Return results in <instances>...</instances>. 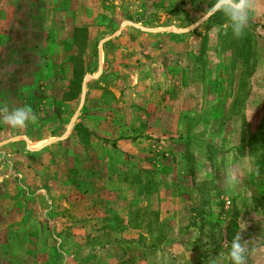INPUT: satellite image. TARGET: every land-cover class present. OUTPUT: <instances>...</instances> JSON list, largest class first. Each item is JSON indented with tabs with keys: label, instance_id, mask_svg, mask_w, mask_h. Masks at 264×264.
Here are the masks:
<instances>
[{
	"label": "rangeland",
	"instance_id": "1",
	"mask_svg": "<svg viewBox=\"0 0 264 264\" xmlns=\"http://www.w3.org/2000/svg\"><path fill=\"white\" fill-rule=\"evenodd\" d=\"M212 2L0 0V105L38 117L0 122V264H231L240 218L264 264V0L241 39Z\"/></svg>",
	"mask_w": 264,
	"mask_h": 264
},
{
	"label": "clouds",
	"instance_id": "2",
	"mask_svg": "<svg viewBox=\"0 0 264 264\" xmlns=\"http://www.w3.org/2000/svg\"><path fill=\"white\" fill-rule=\"evenodd\" d=\"M256 7V0H213L211 7L206 8L201 14L202 19H211L216 14H221L225 20V27H230L233 38L241 39L246 34L251 14ZM38 117L31 106L24 105L10 109L7 104L0 105V122L7 126L21 130L28 124L36 123ZM203 171V170H201ZM224 183L227 187H234L239 183L238 169L231 162L226 169ZM259 215H264V210L255 213V219ZM241 227L234 235L230 248L226 255L231 264H249V259L254 255L256 249L251 246L252 241H243L241 234L246 231L247 223L240 218ZM225 253L212 259L211 264H218V257L224 256Z\"/></svg>",
	"mask_w": 264,
	"mask_h": 264
},
{
	"label": "water",
	"instance_id": "3",
	"mask_svg": "<svg viewBox=\"0 0 264 264\" xmlns=\"http://www.w3.org/2000/svg\"><path fill=\"white\" fill-rule=\"evenodd\" d=\"M30 148H32V149H33V147H30Z\"/></svg>",
	"mask_w": 264,
	"mask_h": 264
}]
</instances>
